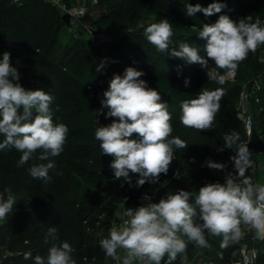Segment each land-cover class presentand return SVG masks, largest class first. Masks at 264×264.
<instances>
[{"label": "trees", "instance_id": "obj_1", "mask_svg": "<svg viewBox=\"0 0 264 264\" xmlns=\"http://www.w3.org/2000/svg\"><path fill=\"white\" fill-rule=\"evenodd\" d=\"M98 1V5L106 9V13L96 20L99 25L123 23L141 12L153 15L157 23L168 19L173 30L169 50L159 52L147 41L144 30L126 32L120 44L88 46L79 39L62 44L60 34L66 24L53 4L47 0H20L18 3L0 0V59L4 52L10 53L11 63L20 75L18 83L26 90H43L50 94L53 122H62L69 128L63 152L59 156H49L45 161L38 160V150L27 163L17 167L21 153L11 145L0 149V192L10 186L16 198L12 212L0 223V264H33V259H24L25 252H31L33 258L38 254L46 256L48 245L44 244V238L49 226L57 227L59 241L68 242L74 249L72 256L77 264H106L104 260L109 257L100 247V241L109 237L107 222L115 212L114 202L104 194L86 190L82 184L101 185L108 180L102 174V153L94 136L97 127L106 126L113 119L106 116L107 110L104 111L101 105L100 94L109 86L105 69L118 75H123L128 67L142 71L144 75L140 79L160 92L168 104L172 136L188 145L175 150L168 173L160 175L159 182L165 183L161 187V198L177 190L191 191L194 205L200 187L207 183H223L225 174L234 169L230 157L236 154L235 151L227 148L218 151L224 146L225 133L235 131L240 135V141L247 139L244 124L234 109L241 85L229 79L224 85L209 81L206 69L171 57L170 53L172 48L178 50L180 44L188 43L198 47L203 56L206 42L198 37V33L203 24L215 23L220 15H227L235 22L248 16L252 17V22L257 18L264 22V0ZM214 2L226 6L211 16H205L203 12L187 15L188 4L199 3L206 8ZM262 50L264 45L254 54L249 53L237 72L243 75L250 69L259 71ZM101 62H105V67L97 72ZM209 67L215 65L209 61ZM258 74L264 77V70ZM30 76L39 77L44 83L33 84ZM185 79L189 80L187 87ZM217 88H223L225 94L212 129L197 131L184 127L180 123L181 103L195 98L204 89ZM253 106L263 109L261 124L255 130L264 139V90L261 102ZM3 140L0 135V143ZM209 156L214 162L226 164L225 170L205 167ZM49 162L55 165L48 171L50 180L31 177L29 168L32 165ZM247 175L258 183L253 168ZM130 177L131 185L121 179L133 196L152 185L146 182L136 187L139 175L130 173ZM255 235L252 230L247 237L222 249V237L206 233L210 247L204 248V258L209 264H232L240 258L239 247L245 242L257 249V263L264 264V239ZM194 248L192 243L187 244L188 258Z\"/></svg>", "mask_w": 264, "mask_h": 264}, {"label": "clouds", "instance_id": "obj_2", "mask_svg": "<svg viewBox=\"0 0 264 264\" xmlns=\"http://www.w3.org/2000/svg\"><path fill=\"white\" fill-rule=\"evenodd\" d=\"M226 5L214 2L208 7L187 5V15L203 12L205 16L220 13ZM147 41L159 52L169 50L172 43V24L168 19L152 23L144 29ZM198 37L206 43L204 55L198 47L188 43L172 48L171 57L188 64H199L206 69L209 81L224 85L233 76L239 64L264 45V22L252 17L235 22L227 15H220L213 24H203ZM37 50V49H36ZM38 52V50H37ZM211 61L215 67H209ZM105 62L97 67L100 72ZM224 74H221V71ZM144 73L133 67L123 75H114L103 93L101 105L112 122L95 129L102 155L113 158L110 167L115 179L124 178L131 185V174H138L136 187L146 182L156 184L161 174H167L174 160L175 150L188 145L179 137L172 136V116L168 104L160 92L140 79ZM20 75L13 67L10 53L0 59V135L4 140L0 149L9 145L21 153L17 167L27 163L37 151L38 160L59 156L64 150L69 128L62 122H53L52 96L43 90H26L18 83ZM14 81H17L14 83ZM185 86L189 80L185 79ZM223 88L204 89L193 99L181 103L180 123L197 131H210L224 96ZM22 109V111H21ZM59 111V108L56 109ZM224 148L233 149L230 157L234 173L227 172L223 183H207L195 194L186 190L169 192L158 203L149 202L136 208H127L125 219L119 227L110 230L109 237L100 241L106 257L116 264H166L180 257V264H189L186 254L190 242L201 249L210 247L208 236H221L220 247L227 248L243 237L241 225L254 230L258 239H264V183H254L247 171L253 167L248 145L238 143L240 135L225 133ZM54 163L34 164L29 174L34 179L50 180L49 169ZM207 167L224 171L226 164L208 161ZM16 205L11 187L0 192V221L7 218ZM198 210V211H197ZM187 238V240L184 239ZM48 245L46 256L31 252L23 253L24 259L33 264H77L68 242L59 241L58 229L49 226L44 238ZM122 249L124 255L118 254Z\"/></svg>", "mask_w": 264, "mask_h": 264}, {"label": "built area", "instance_id": "obj_3", "mask_svg": "<svg viewBox=\"0 0 264 264\" xmlns=\"http://www.w3.org/2000/svg\"><path fill=\"white\" fill-rule=\"evenodd\" d=\"M15 3L20 2V0H13ZM51 4H53L60 12L62 20L65 22L64 17L66 15L70 16V22L65 24L68 26L69 31L75 36H80L78 28L83 27L86 28L88 33L90 34L91 46H97L104 43H116L118 40L122 38L123 35H120V39L118 35L111 34L100 30L97 26L87 25L85 22L86 16L90 10V7H95L99 4L98 0H47ZM235 74L229 77V80H233ZM263 74H258L251 79L249 83L242 87L237 104L236 110L237 115L241 119L244 124L245 132L247 139L240 141V144L248 145L251 140V136L253 131L255 130L254 126V117L251 110V106L253 104H258L261 102L263 90H264V80ZM101 99H103V94H100ZM255 155L251 156L252 161L255 160ZM161 187L157 190L144 189L141 192L137 193L133 196L130 193V189L126 187L125 182L120 178L118 180L117 187V195L118 200L114 202L115 212L112 218L107 222L108 225V233L113 227H119L125 219H129L127 215H125L127 208H136L139 206H143L149 202L146 197L151 198V202L158 203L161 199ZM167 196V195H166ZM253 238V240H255ZM118 254L123 256V250L118 249ZM257 249L254 247H250L249 245L244 247L242 251V255L232 264H258L257 263ZM167 257L164 258L162 264H166ZM108 264H116V261H111ZM138 264V262H136ZM172 264H180V257H177V260L172 262ZM193 264V263H189Z\"/></svg>", "mask_w": 264, "mask_h": 264}, {"label": "rangeland", "instance_id": "obj_4", "mask_svg": "<svg viewBox=\"0 0 264 264\" xmlns=\"http://www.w3.org/2000/svg\"><path fill=\"white\" fill-rule=\"evenodd\" d=\"M75 1H81V0H75ZM89 1V0H88ZM106 13V9L100 5H97L95 7H90V10L88 12V15L86 16L85 22L87 25L90 26H97L100 30L118 35V38L120 39V35L125 34L128 31H134V30H144L148 25L152 23H157L156 18L153 15H149L146 12H141L139 14H135L130 16L128 19H126L123 23H118V24H96L97 18L103 14ZM80 36H75L72 34L68 26L65 25V27L62 29V32L60 34V41L62 44H66L68 42H74L75 40L79 39L80 41H84L88 46H91V39H90V34L86 30V28L80 27L78 28ZM1 32V31H0ZM120 40L116 42V44H120ZM259 62L261 65V69L264 70V50L261 51L260 53V58ZM260 69V70H261ZM259 71H252L251 69L246 71L243 75L238 73L236 71L234 79L230 80L231 82L239 83L241 87L245 86L247 83L251 81L253 77H255ZM107 79L110 82V80L113 78L114 75H117L115 71H109L107 69L104 70ZM264 78V77H263ZM30 81L33 84L37 85H42L44 82L39 78V77H34L30 76ZM236 109V106L234 107ZM107 109H104L106 111ZM251 110L253 113L254 117V126L257 127L261 124V114H262V107L261 106H251ZM237 112V110H236ZM238 117V115H237ZM239 118V117H238ZM240 119V118H239ZM241 120V119H240ZM213 158L212 156H210ZM255 160L253 161V173H255L259 179V181H262L264 183V153H260L255 155ZM214 160V159H213ZM204 166L207 167V164ZM228 172H233L234 169H231ZM227 173L225 174V176ZM224 176V177H225ZM259 183V182H258ZM82 184L85 186L86 190L92 191L95 193L99 194H104L112 199L113 202H117L118 200V195H117V187H118V180L117 179H111L105 181L101 185H96L94 183H83ZM165 183L163 182H158L156 184H152L150 187L147 189L151 190H157L158 188L162 187ZM4 221V220H3ZM3 221H0L2 223ZM242 231H243V237L245 238L249 235L252 230L245 225H241ZM104 231L100 232L99 234L102 235ZM256 236V235H255ZM248 246V243L242 242L240 247H239V252L240 256L242 255V251L244 247ZM203 250L199 247H196L192 250L191 255L189 256L188 260L189 263L193 264H209L207 260L204 258ZM111 261V258H107L104 260L106 264H108Z\"/></svg>", "mask_w": 264, "mask_h": 264}, {"label": "water", "instance_id": "obj_5", "mask_svg": "<svg viewBox=\"0 0 264 264\" xmlns=\"http://www.w3.org/2000/svg\"><path fill=\"white\" fill-rule=\"evenodd\" d=\"M65 22L68 24L70 22V16L66 15L64 17ZM249 151L252 155H257L260 153H264V139L261 137V135L258 133L257 130L253 131V134L251 136L250 143L248 144ZM113 158L111 156L107 155H101V162H102V174L108 179H115L114 172L110 167V164L112 162ZM208 161H214L213 158L210 156L205 160V165Z\"/></svg>", "mask_w": 264, "mask_h": 264}, {"label": "crops", "instance_id": "obj_6", "mask_svg": "<svg viewBox=\"0 0 264 264\" xmlns=\"http://www.w3.org/2000/svg\"><path fill=\"white\" fill-rule=\"evenodd\" d=\"M259 183H263L262 181H258Z\"/></svg>", "mask_w": 264, "mask_h": 264}]
</instances>
